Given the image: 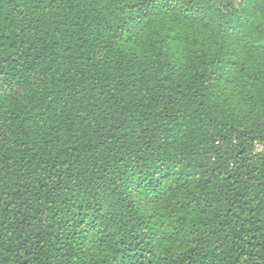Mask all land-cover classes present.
Returning <instances> with one entry per match:
<instances>
[{
    "label": "trees",
    "instance_id": "16d2710c",
    "mask_svg": "<svg viewBox=\"0 0 264 264\" xmlns=\"http://www.w3.org/2000/svg\"><path fill=\"white\" fill-rule=\"evenodd\" d=\"M243 2L0 0V264H264Z\"/></svg>",
    "mask_w": 264,
    "mask_h": 264
},
{
    "label": "clouds",
    "instance_id": "9594fccd",
    "mask_svg": "<svg viewBox=\"0 0 264 264\" xmlns=\"http://www.w3.org/2000/svg\"><path fill=\"white\" fill-rule=\"evenodd\" d=\"M234 2L235 6L239 7L242 0H234ZM255 9H259V11ZM243 32L246 34V40L255 42L258 39L260 44H264V0H255L254 14ZM242 55L245 62H249V58H251L264 67V53L242 49ZM255 66V64L249 63L250 68Z\"/></svg>",
    "mask_w": 264,
    "mask_h": 264
},
{
    "label": "snow or ice",
    "instance_id": "6c2138e0",
    "mask_svg": "<svg viewBox=\"0 0 264 264\" xmlns=\"http://www.w3.org/2000/svg\"><path fill=\"white\" fill-rule=\"evenodd\" d=\"M253 2H255V0H253ZM249 6H251V5L244 3L243 0H242V2L240 4V7H249Z\"/></svg>",
    "mask_w": 264,
    "mask_h": 264
},
{
    "label": "built area",
    "instance_id": "2783aa9c",
    "mask_svg": "<svg viewBox=\"0 0 264 264\" xmlns=\"http://www.w3.org/2000/svg\"><path fill=\"white\" fill-rule=\"evenodd\" d=\"M256 147H258V148H259V145H258V143H256Z\"/></svg>",
    "mask_w": 264,
    "mask_h": 264
}]
</instances>
